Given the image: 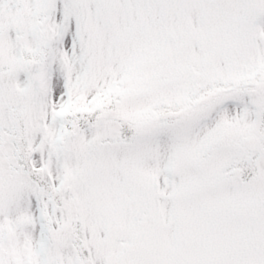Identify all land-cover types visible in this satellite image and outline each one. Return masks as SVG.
<instances>
[{"label":"snow or ice","instance_id":"snow-or-ice-1","mask_svg":"<svg viewBox=\"0 0 264 264\" xmlns=\"http://www.w3.org/2000/svg\"><path fill=\"white\" fill-rule=\"evenodd\" d=\"M0 264H264V0H0Z\"/></svg>","mask_w":264,"mask_h":264}]
</instances>
